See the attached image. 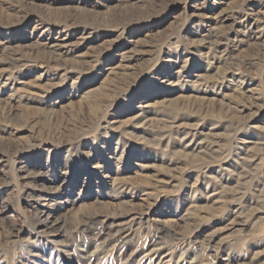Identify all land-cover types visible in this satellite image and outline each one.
I'll list each match as a JSON object with an SVG mask.
<instances>
[{
  "label": "rangeland",
  "instance_id": "1",
  "mask_svg": "<svg viewBox=\"0 0 264 264\" xmlns=\"http://www.w3.org/2000/svg\"><path fill=\"white\" fill-rule=\"evenodd\" d=\"M0 264H264V0H0Z\"/></svg>",
  "mask_w": 264,
  "mask_h": 264
},
{
  "label": "bare ground",
  "instance_id": "2",
  "mask_svg": "<svg viewBox=\"0 0 264 264\" xmlns=\"http://www.w3.org/2000/svg\"><path fill=\"white\" fill-rule=\"evenodd\" d=\"M88 222V221H87ZM66 223H67V220L66 219H62V220H55V221H53V223H50V224H48V223H45V224H47V225H45L44 227H45V229L46 230H48V231H55V230H57L58 228H60V227H62V226H64V225H66ZM90 224V223H89ZM95 225V224H94ZM83 229V228H82ZM106 232L107 233H111L112 232V230H106Z\"/></svg>",
  "mask_w": 264,
  "mask_h": 264
}]
</instances>
